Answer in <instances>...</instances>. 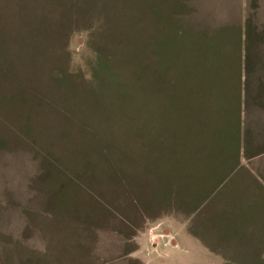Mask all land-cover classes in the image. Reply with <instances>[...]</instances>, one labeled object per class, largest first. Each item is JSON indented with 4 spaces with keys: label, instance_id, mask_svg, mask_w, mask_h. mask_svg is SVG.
<instances>
[{
    "label": "rangeland",
    "instance_id": "1",
    "mask_svg": "<svg viewBox=\"0 0 264 264\" xmlns=\"http://www.w3.org/2000/svg\"><path fill=\"white\" fill-rule=\"evenodd\" d=\"M258 68L264 0H0V264H264Z\"/></svg>",
    "mask_w": 264,
    "mask_h": 264
},
{
    "label": "crops",
    "instance_id": "2",
    "mask_svg": "<svg viewBox=\"0 0 264 264\" xmlns=\"http://www.w3.org/2000/svg\"><path fill=\"white\" fill-rule=\"evenodd\" d=\"M254 74H258L259 76V95H247L246 93L248 92L247 90L249 88L247 86H243L241 99L239 102V104H241V139L239 140V142L241 143H238V146L235 149L234 155L237 156V159L236 161L233 159L232 166L236 167V169L241 168L240 166H245L246 168H248L252 176L257 177L258 182L261 183L262 188H264V68H258ZM242 79L243 84L245 85L247 77L243 73ZM250 107L254 110V112H252V116L254 117L251 119H254L252 121V124L249 120L248 113ZM254 132L258 138L262 137V139H260V141L254 140V143H252L250 142L249 137H251L252 133ZM243 148L248 151V155L244 154ZM138 251L139 249L136 250L135 253H137Z\"/></svg>",
    "mask_w": 264,
    "mask_h": 264
}]
</instances>
